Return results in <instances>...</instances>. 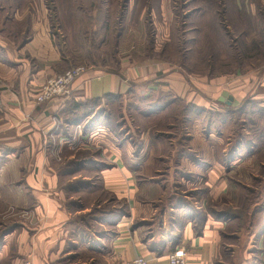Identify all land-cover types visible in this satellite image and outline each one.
I'll return each mask as SVG.
<instances>
[{"label": "crops", "instance_id": "0c3cea01", "mask_svg": "<svg viewBox=\"0 0 264 264\" xmlns=\"http://www.w3.org/2000/svg\"><path fill=\"white\" fill-rule=\"evenodd\" d=\"M126 1L129 4L134 2ZM145 1L146 7L149 0ZM82 2L56 1L59 7L56 14L54 0H0V198H6L7 203L9 201L17 207L18 204L23 206L29 202L32 191L40 195L34 210L35 214H38V209L42 214L39 229L29 237L26 242L29 243L28 248L25 247L27 252L28 249L31 251L28 253L29 263L53 264L63 258H71L72 264H76L78 261L74 257L84 247L91 253L101 254L108 251L109 258L104 264H127L136 257L146 259L149 264H167V256L177 248L184 247L187 251V264H264V235L260 237L263 231L254 232L242 251L235 248L229 254L224 251L225 242L220 232L226 231V227L231 225L232 217L224 216L227 220H204L203 217L200 226L187 223V220L195 222L196 217L200 222L198 216H195L197 214L193 211L190 199L185 197L187 194L203 200L208 194L216 202L224 197L228 199L235 196L234 189H225L227 183L224 180V150L218 157V141L214 144L207 141L210 136L207 132L204 135L200 126L202 119L199 120L198 116L193 120L195 125H199L194 126L190 153L179 154L176 159L178 170L183 168L179 181L181 192L176 188H165V182L159 179L158 173L155 172L153 176L145 174L149 165L160 163V158L148 154L150 148L142 141L137 146L131 138L116 139L112 133L105 140L100 135H95V138L92 136L90 140L86 121L81 140L93 147L89 151L93 152L95 149L93 153L98 155L96 158L83 159L81 166L87 172L98 174L102 190H107L118 200L124 201L126 212L109 223L114 230H106L102 236H67L70 212L63 203L65 200L61 190L56 187L59 176L49 166V155L43 149L42 135L52 133L55 129L60 134L68 132L69 135L73 126L69 125L68 120L73 117L72 114L79 112L70 109L72 103L86 104L98 100L102 104L103 100L110 97L125 99L127 94L141 90L142 100H146L142 102L147 107V112L142 115L148 118L157 116L161 111L157 107L161 106L156 105L164 102H178L184 105L182 110H195L199 113L204 110L214 111L212 108L217 109V106L223 110L233 109L247 99L259 100L262 105L264 103V72L258 76L254 69L264 68V64L255 66V61L260 62L256 57L251 59L247 56L246 61L252 62H248L250 65L246 64V67L252 70L241 74H221L211 78L209 82L207 77L200 75L185 74L182 77L177 67L172 72L170 64H162L156 67V72L168 74L161 81V84H167V88L162 90L156 88L160 79L155 76V64L150 63V59L146 57L142 62L137 61L139 65L136 66L139 68L134 67L128 59L122 60L119 75L97 69L96 65L87 67L72 83L71 95L53 99L44 106H37L33 101L35 93L47 79L61 73L68 63V59L62 56L58 48L55 36L49 35L48 22L52 16L57 19L63 14V20L79 21L87 18L85 13H91L92 19H103L105 15L102 10L103 2L98 10L91 12L82 7ZM187 2L189 0H183L184 6ZM203 4H216V8L212 12L214 18L210 23L202 19L200 13V31L206 30L201 35L209 36L210 33L211 37L218 36L223 41L225 32L228 35L223 20L226 21V17L231 15L236 18H231L235 26L232 22L229 23L234 30L239 31L247 48L251 49L250 44H255L257 36L256 26L259 29L264 28V0H216L215 3L203 0ZM148 9L147 13H151ZM203 9L207 10V7ZM227 9L233 11L227 14ZM221 15L225 16L222 18ZM194 32L196 33L194 29L188 31L191 35ZM121 39L122 36L116 41V47L120 45ZM154 42L156 41H151ZM215 43H218L217 39ZM132 58L135 61L134 55ZM185 59L192 62V54ZM244 65L245 62H241L236 66L241 68ZM229 75H232L231 79L225 78ZM224 84L226 86L222 87ZM255 84L259 87H255ZM155 91L163 95V100L152 105L148 101ZM223 92H227L232 98L231 106L219 101ZM68 114L70 117H67ZM57 115L60 124L53 121ZM101 124V120H95L96 127ZM192 150L196 153H191ZM32 164L40 170L38 178L34 172L31 173ZM22 171L24 185H28L30 192H26V188L20 185ZM186 171L190 174L185 176ZM35 179L44 182L40 190L33 183ZM69 242L73 244V248L66 247ZM53 251L56 257L52 256ZM44 259L47 261H43Z\"/></svg>", "mask_w": 264, "mask_h": 264}, {"label": "rangeland", "instance_id": "374dc122", "mask_svg": "<svg viewBox=\"0 0 264 264\" xmlns=\"http://www.w3.org/2000/svg\"><path fill=\"white\" fill-rule=\"evenodd\" d=\"M56 1L60 0H54L57 14L59 7ZM81 1H83L82 7L89 12L98 10L103 2L102 10L105 12L103 19H92L91 13H85L88 15L87 18L79 21L63 20V14L55 19L48 11L52 16L48 22L49 35L55 36L62 56L68 59L63 71L53 77L70 69L83 70L93 65L98 66L97 69L119 75L122 60L128 59L134 67L139 68L136 66L139 65L137 61L142 62V59L147 57L150 63L155 64V76L160 79V84H157L156 88L162 90L167 88V84H161V81L168 75L156 72V67L162 64L166 66L170 64L172 72L176 71L174 67H177L182 77L185 74L200 75L207 77L208 82L221 74L228 75L234 72L241 74L252 70L246 67V64L250 65L249 63L252 62L246 61L247 56L260 60V62L255 61V66L264 64V28L259 29V26H256L257 36L255 44H250L251 49L247 48L244 37L239 35V31L234 30L229 23L233 24L231 18L234 16L231 15H228L229 20L228 16L226 21L223 20L228 31V35L225 32L223 41L218 36L211 37L210 33L209 36L201 35L206 30L200 31V13L202 19L210 23L214 18L212 12H215L216 4L205 5L203 0H189L184 6L183 0H149L145 7V0H134L135 3L130 4L126 3V0ZM210 1L216 2V0ZM147 6L150 7L152 15L147 13ZM49 7L52 9V5L49 4ZM205 7L207 10L203 9ZM232 11L227 9V14ZM224 16L221 15L222 18ZM191 29H194L196 33L192 35L188 33ZM208 30L211 31V29ZM121 36V43L116 47V41ZM215 39L218 40L217 44ZM152 40L156 42L151 43ZM190 54H192V62L185 59L187 56L190 57ZM133 55L135 61L132 58ZM241 62H245V65L238 68L236 65ZM254 69L257 70L258 76L264 72V68L255 67ZM231 77L232 75H229L225 78L231 79ZM255 87L258 88L259 85L255 84ZM216 90L218 91L214 89ZM157 91L152 93L148 103L155 105V102L163 100V95ZM142 95L140 90V92L127 94L125 99L117 96L105 98L106 100L97 107L86 103L87 105L78 113L81 115L92 109L90 123L96 113L102 111L105 113V118L100 119L103 124L97 127L95 125L94 129L87 134L89 139L100 135L101 139L105 140L112 133L116 139L131 138L137 146L142 141L148 149H151V153L150 149L147 151L148 154L160 158L158 160L160 163L155 162L149 165L145 174L153 176L158 173L159 179L165 182V188H169L168 190L176 188L180 191L182 189L179 184L180 176H182L180 173L183 168L178 170L176 159L179 154L190 153L194 126L199 125V123L195 125L193 120L198 116L199 120L202 119L200 126L204 135L206 136L207 132L210 136L207 141L213 144L218 141L216 145L218 157L224 150L223 169L224 180L227 183L225 189H234L235 196L228 199L224 197L217 202L207 193L204 200L188 194L185 197L190 199L193 211L197 214L195 216L202 215L206 218L205 220L208 218L227 220L226 215L232 217L231 225L226 227V231L220 232L225 242L224 251L229 254L235 248L242 251L247 246V240L255 234L254 232L263 231L264 233V103L262 105L259 100L248 99L241 105L235 106L236 108L230 109L229 112L217 106V109L212 108L216 112L204 110L199 113L194 109L188 112L182 110L184 105L178 102L173 104L164 102L156 105V107L161 106L157 107L161 110L160 113L154 118H148L142 115L147 112L145 102H142L146 100H142ZM47 103L35 102L37 106H44ZM168 104L171 105L168 106ZM67 117L70 115L68 114ZM87 119L88 117L80 119L78 125L82 123L85 125ZM53 121L60 124L58 115L53 118ZM75 127L74 125L69 132L70 136L68 132L64 135L60 134L55 128L52 133L43 134L42 146L49 155V166L54 168L59 176L56 187L59 191L61 190L65 200L63 203L70 212L67 236L70 238L81 234L80 236L98 235L99 237L106 230H114L113 225L109 223L115 221L120 214H125L126 203L118 200L107 190H102L98 174L93 171L87 172L85 167L81 166L83 159L96 158L98 154L93 153L95 149L93 152L89 151L93 147L81 140L83 128L78 131L74 129ZM191 153L196 152L192 150ZM39 171V168H35L32 164L31 173L34 172L37 178ZM187 173L186 171L185 176L190 174ZM23 174L22 171L20 185L26 188V192H30L28 185L27 187L24 185ZM35 180L33 183L40 190L44 182ZM30 194L32 196L29 202L23 206L18 204L17 207L9 201L7 203L6 198H0V264H30L28 253L31 251L28 249L27 252L25 247L28 248L29 243L26 244V242L39 229L42 216L39 209L38 214L34 212L40 195L33 191ZM185 201H187L186 198ZM187 223L200 226L201 220L198 222L196 217L195 222L187 220ZM263 233L260 237L264 235ZM236 236L239 239H236ZM66 247L73 248V244L69 242ZM32 250L35 249L32 248ZM54 252L52 256L56 257ZM108 254L106 250L101 254L91 253L83 247V250H79L73 257L76 258L75 261H78L76 264H104L109 258ZM46 259L49 260V258ZM70 259L63 258L53 264H72ZM113 264L117 263L113 262Z\"/></svg>", "mask_w": 264, "mask_h": 264}, {"label": "built area", "instance_id": "2783aa9c", "mask_svg": "<svg viewBox=\"0 0 264 264\" xmlns=\"http://www.w3.org/2000/svg\"><path fill=\"white\" fill-rule=\"evenodd\" d=\"M82 73V69L75 68L64 72L61 75L48 79L35 93L34 101L38 104H45L53 99L68 97L71 95V85ZM83 125V124H82ZM76 125L75 130L80 131L83 126ZM127 264H149L142 257H136ZM167 264H187V251L184 247L177 248L167 256Z\"/></svg>", "mask_w": 264, "mask_h": 264}, {"label": "trees", "instance_id": "16d2710c", "mask_svg": "<svg viewBox=\"0 0 264 264\" xmlns=\"http://www.w3.org/2000/svg\"><path fill=\"white\" fill-rule=\"evenodd\" d=\"M248 100V99H247ZM246 100V101H247ZM99 101L98 100H94V101H90V103L91 104H93L94 105V107H97L98 106V103ZM245 102V101H244ZM87 104H89V103H87ZM87 104H79V103H72L71 105H70V109L73 111V112H77L78 110H80V109H82L83 107H85V105H87ZM229 110L230 109H227L226 110V112H229ZM90 112H92L93 113V111H92V109L91 110H89V111H87L86 113L84 112V113H82L81 115H79V113H75V114H72V116L74 117L76 114V116L74 117V119H72L73 117H71L70 118V120H68L70 123H69V125H72V126H74V125H76V124H78V122H80V119H82V118H86V117H88V119L87 120H85V121H87V124H86V130H92L93 128H94V125H95V120H100V119H102V118H105V116H104V111H102V112H98V113H96V116L94 117V119L92 120V122L90 123V121H89V118L91 117V115H92V113H90ZM92 119V118H91ZM90 119V120H91ZM107 119V118H106ZM68 126V125H67ZM203 217L204 216H198V218L200 219V220H202L203 219ZM204 220H205V218H204ZM197 233H198V230H197Z\"/></svg>", "mask_w": 264, "mask_h": 264}, {"label": "water", "instance_id": "95a60500", "mask_svg": "<svg viewBox=\"0 0 264 264\" xmlns=\"http://www.w3.org/2000/svg\"><path fill=\"white\" fill-rule=\"evenodd\" d=\"M219 101L225 103L226 106H231L232 98L228 95L227 92H223Z\"/></svg>", "mask_w": 264, "mask_h": 264}]
</instances>
